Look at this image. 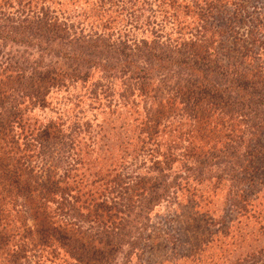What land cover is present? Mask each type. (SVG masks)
<instances>
[{
    "label": "trees",
    "instance_id": "16d2710c",
    "mask_svg": "<svg viewBox=\"0 0 264 264\" xmlns=\"http://www.w3.org/2000/svg\"><path fill=\"white\" fill-rule=\"evenodd\" d=\"M76 88L75 117L105 115L88 145L76 120L29 117ZM263 132L264 2L0 0V264L143 255L157 206L180 190L211 205L227 180L224 210L259 223L234 264H264Z\"/></svg>",
    "mask_w": 264,
    "mask_h": 264
},
{
    "label": "rangeland",
    "instance_id": "374dc122",
    "mask_svg": "<svg viewBox=\"0 0 264 264\" xmlns=\"http://www.w3.org/2000/svg\"><path fill=\"white\" fill-rule=\"evenodd\" d=\"M257 1L258 3L264 2V0ZM223 16L217 18L216 21L221 24L226 15ZM133 34L138 39L147 35L142 30L133 32ZM70 91V93L63 91L51 92L48 97V106L43 109H34L29 117L42 123L61 119L66 128L73 126L72 122L76 120L80 124V133L77 140L80 145H88V139L98 132V127L105 115L101 114L103 109L98 110V104L87 102L83 107L84 115L75 117L76 107L73 108V105L77 101H70V98L72 95H77L79 89L76 88ZM81 108L82 106L76 108V110H81ZM129 114L127 109L121 110L116 121L122 122L124 119L128 126H132L133 117H130ZM101 127L105 129L103 125ZM131 130H135L134 127ZM262 135H264V132ZM92 148L93 145L90 150ZM94 148L97 149L98 145H95ZM145 157L146 155H139L135 167L137 165V168L140 167L142 160L148 158ZM96 158L97 155L94 153L88 156L85 162L99 163L100 159L96 160ZM128 163H131V159L128 160ZM179 164L174 166L170 178H174L178 173L184 175ZM148 167H150V164L146 163L139 170H142L143 173V170ZM136 173L138 172L133 173V175H136ZM225 183L227 184L224 185V189L229 188L231 183L228 180ZM190 186L193 187L191 183ZM224 189L213 196L211 205L204 203L203 200H201V204L198 203L199 198L193 197L192 192L176 191L177 198L175 200L161 203L149 214V220L146 223V230L143 235L145 239L143 242V255L138 250L130 255L128 250L124 248L122 253L116 256L114 264H234L235 260L242 257L246 252L252 253V237L258 234L256 232L259 229V223L248 216L240 219L234 218V215L230 212L227 213L224 210V205H228L233 197L228 196V192ZM213 204L215 212L212 214L214 216H210L209 209ZM258 209L263 213L257 214L259 217L256 216L263 219L264 198L261 199L260 205L258 204ZM233 221H239V223H232ZM222 231L223 233L225 231L227 236L224 237Z\"/></svg>",
    "mask_w": 264,
    "mask_h": 264
}]
</instances>
